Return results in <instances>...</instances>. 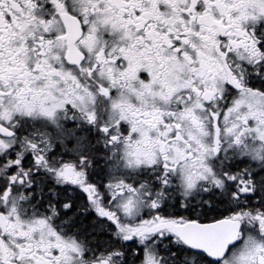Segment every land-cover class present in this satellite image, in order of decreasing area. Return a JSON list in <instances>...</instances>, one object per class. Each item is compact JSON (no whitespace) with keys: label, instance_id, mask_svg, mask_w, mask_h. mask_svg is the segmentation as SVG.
<instances>
[{"label":"snow or ice","instance_id":"6c2138e0","mask_svg":"<svg viewBox=\"0 0 264 264\" xmlns=\"http://www.w3.org/2000/svg\"><path fill=\"white\" fill-rule=\"evenodd\" d=\"M0 264H264V0H0Z\"/></svg>","mask_w":264,"mask_h":264}]
</instances>
